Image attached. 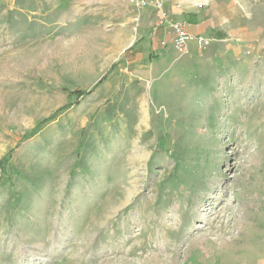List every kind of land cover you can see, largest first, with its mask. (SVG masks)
Wrapping results in <instances>:
<instances>
[{
    "label": "rangeland",
    "instance_id": "rangeland-1",
    "mask_svg": "<svg viewBox=\"0 0 264 264\" xmlns=\"http://www.w3.org/2000/svg\"><path fill=\"white\" fill-rule=\"evenodd\" d=\"M67 1L0 0V264H264V0L240 53L186 42L142 78L158 9Z\"/></svg>",
    "mask_w": 264,
    "mask_h": 264
},
{
    "label": "crops",
    "instance_id": "crops-1",
    "mask_svg": "<svg viewBox=\"0 0 264 264\" xmlns=\"http://www.w3.org/2000/svg\"><path fill=\"white\" fill-rule=\"evenodd\" d=\"M164 2L173 19L183 23L190 35L186 57H200L210 52L236 54L243 51L242 47L248 37V25L246 11L240 0H165ZM200 4L208 6L199 10L197 6ZM159 17V10L148 9L141 13L140 22L143 27H148L150 32L146 40L136 44L140 51H136L137 48L136 50L130 48L126 55V61L132 64L134 72L141 78L145 73H150L147 63L151 55L156 54L167 67H169L168 62L177 55L172 44L173 30L166 26L156 29L153 27ZM199 35L213 39L203 51L197 43ZM220 42H223L224 48L216 47Z\"/></svg>",
    "mask_w": 264,
    "mask_h": 264
},
{
    "label": "built area",
    "instance_id": "built-area-1",
    "mask_svg": "<svg viewBox=\"0 0 264 264\" xmlns=\"http://www.w3.org/2000/svg\"><path fill=\"white\" fill-rule=\"evenodd\" d=\"M137 5H145L144 0H134ZM149 6H152L160 11L161 24H165L173 28L174 35L172 37V43L176 49H182L186 42L190 39V35L184 28V24L178 21L170 19L169 14L163 9V0H149ZM206 44V41L199 40L198 45L202 47Z\"/></svg>",
    "mask_w": 264,
    "mask_h": 264
},
{
    "label": "trees",
    "instance_id": "trees-1",
    "mask_svg": "<svg viewBox=\"0 0 264 264\" xmlns=\"http://www.w3.org/2000/svg\"><path fill=\"white\" fill-rule=\"evenodd\" d=\"M128 52V50L125 51V54L126 55ZM115 66V64H111L110 67L108 68L107 70V73ZM106 73V74H107ZM106 74H104L100 79L99 81L89 90H68V102L67 104H65L63 107H61L60 109L56 110L55 113L51 114L50 116L44 118L42 121H40L39 124H43L51 119L54 118L55 114L61 110L62 108H65V107H68L70 105H73V104H76L79 102V98L81 97H85L87 96L88 94H90L94 89H96L98 86H100L102 84V82L105 80L106 78ZM63 90H67L66 88H63ZM5 158L2 157L0 159V180L2 178V175H3V164L5 163Z\"/></svg>",
    "mask_w": 264,
    "mask_h": 264
},
{
    "label": "bare ground",
    "instance_id": "bare-ground-1",
    "mask_svg": "<svg viewBox=\"0 0 264 264\" xmlns=\"http://www.w3.org/2000/svg\"><path fill=\"white\" fill-rule=\"evenodd\" d=\"M45 1V0H44ZM48 1V0H47ZM76 1V0H75ZM68 2V5H67V7H66V9H65V11H61V13H60V15H59V18L62 20V19H64L66 16H68V14L70 13L71 14V12H73L74 10H75V3H74V1L72 2V1H67ZM48 3V2H47ZM56 12V11H55ZM74 12H76V11H74ZM57 14V13H56Z\"/></svg>",
    "mask_w": 264,
    "mask_h": 264
}]
</instances>
